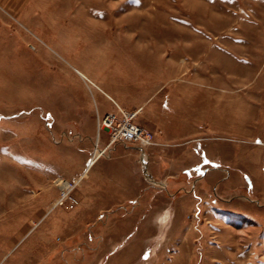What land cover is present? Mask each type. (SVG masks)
I'll return each instance as SVG.
<instances>
[{
    "label": "rangeland",
    "instance_id": "374dc122",
    "mask_svg": "<svg viewBox=\"0 0 264 264\" xmlns=\"http://www.w3.org/2000/svg\"><path fill=\"white\" fill-rule=\"evenodd\" d=\"M124 149L141 195L87 196ZM263 195L264 0H0V264H264Z\"/></svg>",
    "mask_w": 264,
    "mask_h": 264
},
{
    "label": "crops",
    "instance_id": "0c3cea01",
    "mask_svg": "<svg viewBox=\"0 0 264 264\" xmlns=\"http://www.w3.org/2000/svg\"><path fill=\"white\" fill-rule=\"evenodd\" d=\"M117 151V158L115 162L111 163L103 159L98 160V158V161L95 160L93 163L87 164L85 168L83 167L79 169L78 173L82 174V182L86 184H81V188L83 192L85 190V194L87 196H90L91 192L93 190H96V193L99 196L100 194L111 196L112 199H105L103 200V203L112 202L113 204H121L129 202L134 198L136 199L137 197H139V195H141V192L143 191L145 186L143 183L144 180L137 175L138 167H133V165L129 166L125 163V158L127 159V157L131 156L133 153L127 149H124L123 151ZM94 169L95 172L92 174ZM153 171L154 170L151 169V166H144L143 173H146L148 175V182L155 180L156 173ZM197 180L199 181V179ZM155 182L159 181L155 180ZM100 183L102 184L100 185ZM223 187H225V185H223Z\"/></svg>",
    "mask_w": 264,
    "mask_h": 264
},
{
    "label": "built area",
    "instance_id": "2783aa9c",
    "mask_svg": "<svg viewBox=\"0 0 264 264\" xmlns=\"http://www.w3.org/2000/svg\"><path fill=\"white\" fill-rule=\"evenodd\" d=\"M123 112V119L120 120L115 114H106L101 119H99V124L102 127L109 128L111 133L112 142L115 140H128V141H138L141 143H150L152 142V134H150L145 129L135 125L131 122L132 114H127ZM69 188L65 189L68 190ZM63 192L60 201L62 202L64 199H71L72 203L76 202V199L67 192Z\"/></svg>",
    "mask_w": 264,
    "mask_h": 264
},
{
    "label": "bare ground",
    "instance_id": "6f19581e",
    "mask_svg": "<svg viewBox=\"0 0 264 264\" xmlns=\"http://www.w3.org/2000/svg\"><path fill=\"white\" fill-rule=\"evenodd\" d=\"M98 137H99V136H98ZM95 152L97 153V152H98V150H97V151H95ZM96 153H95L94 157H93V158H92V160H91V162H92V163H93V161H94L95 157L97 156V155H96ZM88 169H89V168H88ZM85 173H86V172H85ZM81 178H82V176H80V177L78 178V180H77V181L79 182ZM62 182H63V184H62V185H63L64 187H68V184H69V182H68V181H65V180H63ZM70 188H71V187H70ZM56 204H57V203H56ZM58 204H59V203H58ZM56 206H57V205H56Z\"/></svg>",
    "mask_w": 264,
    "mask_h": 264
}]
</instances>
